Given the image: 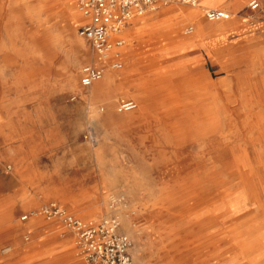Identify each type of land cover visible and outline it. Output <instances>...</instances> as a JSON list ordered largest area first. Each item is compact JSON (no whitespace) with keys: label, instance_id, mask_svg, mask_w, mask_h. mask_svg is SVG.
<instances>
[{"label":"rangeland","instance_id":"obj_1","mask_svg":"<svg viewBox=\"0 0 264 264\" xmlns=\"http://www.w3.org/2000/svg\"><path fill=\"white\" fill-rule=\"evenodd\" d=\"M19 1L24 0H0V48L3 45L6 52L10 51L8 59L0 51V264H87L78 253L73 232L60 219L40 214L43 207L53 203L76 217L96 222L114 214L110 210L123 203L134 230L129 236L136 264H198L206 258L207 249L199 253L190 249L182 235L197 223L231 211L238 213L224 221L243 226L247 242L252 241L258 233L255 224L264 221V216L259 215L260 204L248 192L250 185L233 177L232 172L245 154L246 163L259 174L253 177L252 191L264 203V74H235L215 61L208 49L195 45L183 48L178 57L184 59V65L186 59L194 58L196 66L206 73L204 83L191 87L185 79L172 80L168 87L166 82L151 84L154 78L148 73L149 62L159 58L163 50L152 45L157 39L147 35L150 32L132 30L124 69L107 70L114 81L117 76L115 88L101 94L97 89L102 80L94 84L96 92L91 93L81 86V68L87 64L105 66L101 59L95 62L99 58L91 43L83 42L84 50L74 71L75 48L62 23L55 21L48 30L54 46L45 62L41 35L36 44L18 32L20 26H28L27 11L18 10ZM72 1L79 13L77 1ZM250 1L242 7L238 25H244L245 16L257 20L264 14L261 0L263 9L258 12L250 10ZM51 2L57 10L62 5L61 0ZM237 4L231 20L241 5ZM180 9L199 14L198 9L181 5L162 10ZM148 14L135 21L147 26L159 24L161 15ZM69 17L78 34L82 16ZM201 19L207 22L202 11ZM187 26L196 28L193 22L180 23L177 31L182 37H187ZM205 39L203 42L211 38ZM236 44H229L226 51L241 42ZM246 53L239 51L236 55ZM48 65L49 72L43 71ZM194 71L189 68L185 75ZM72 72L75 76L69 78ZM147 88L155 91L154 100H144ZM205 93L211 94L216 108L212 118H206L201 101L195 99ZM167 95L176 96V102L164 101ZM113 98L117 99L114 103ZM234 98L238 101H232ZM248 98L252 103L245 104ZM122 99L137 101L138 108L132 111L136 117L127 116V109L119 111L124 106L119 105ZM91 105L101 114L113 111L109 123L96 121ZM175 105L181 112L167 116L164 109ZM171 122L183 129L179 134L184 142L178 148L173 144L176 135L168 127ZM99 147L102 159L95 153ZM194 181H198L197 186L212 188L209 193H214V198L209 196L212 204L191 211L196 202L185 201V196L196 187ZM105 195L109 196L106 205ZM31 212L39 214L23 221V216ZM121 224L126 233L122 220ZM219 226L216 228H224ZM222 237L210 247L219 251L218 259L235 250H225L220 244ZM233 261L229 264H238Z\"/></svg>","mask_w":264,"mask_h":264},{"label":"bare ground","instance_id":"obj_2","mask_svg":"<svg viewBox=\"0 0 264 264\" xmlns=\"http://www.w3.org/2000/svg\"><path fill=\"white\" fill-rule=\"evenodd\" d=\"M54 2H51V0H35V2L34 1L33 2H30L28 0L27 1H25V0L24 1H19L17 3L18 10L20 12L27 11V13H26L27 14L26 19L28 21L27 22L28 26L25 27V28H21V26H20L18 28V32L22 33V37H24L25 39H29V40L35 41L36 44H37V41H38V39H39V37L41 35L42 42H43L42 44H44L45 51H46L45 52V55H43V58H44L45 62H48L49 61V52H51V50H52V48L54 46L53 37H51V35L48 32L49 26L53 22H55V21H58L59 23L61 22L62 23V27H63L65 33L67 32L68 36H70L71 42H72V44H73V46L75 48L76 56L74 57V59L72 61V68L74 70L77 67L78 62L80 60V58H78V57L80 55H82V53H83V50H84V43L83 42L86 39L85 38H82L79 35V33L77 34V32L75 30V24L72 21L69 20V18H70L69 16L70 15L79 16V14L81 15V13H80V11H79L78 8L77 9H78V12L79 13L75 12V5H74V3H73L72 0H61L62 5H61L60 8H58V10L55 9ZM245 2L243 4V6L245 5ZM250 3H251V1L249 2V5H250ZM30 5H32V7L31 8H27ZM159 12H160V9L156 13L159 14ZM42 14H43V16H42ZM239 14L240 15H243L241 11L239 12ZM189 15H191V13ZM192 16L195 17L196 14L195 13H192L191 17ZM245 20H246V23L249 26H254V25L255 26H258L259 20H256L254 18V16H245ZM208 21H210V20H208ZM222 21L223 20H221V21H212V22H222ZM136 23L137 22L135 21L134 22V25ZM173 26H174V24H173ZM194 28H195V26H194ZM194 31H195V29H194ZM261 36H263V35H261ZM174 38H175V40L178 39V37L176 35H174ZM86 41H88V40H86ZM258 41H262V40H258ZM14 49H16V46L15 45L12 46V50H14ZM6 50H7V47L2 45V47L0 48V51H2L3 53H6L7 55H6L5 58L8 59V56L10 54L7 53V52H10V51H7L6 52ZM228 53H231V52H228ZM94 54H96V53L94 52ZM225 55H226V53H225ZM71 56H72V54H71ZM229 56H233V53H232V55H229ZM259 57H261L260 59H264V46L262 47V51L259 54ZM98 58H99V56H98ZM95 60H97L95 62H99L100 61V58L99 59H95ZM256 60H258V59H256ZM162 61H164V60H162ZM49 70H50L49 65L48 66H45L44 69H43V71H45V72H49ZM70 76L72 78H74L75 72L70 73L69 78H70ZM45 77L48 78V74L45 73ZM102 80H104V81L99 84L100 85V88L97 89V91L101 90L102 91L101 94H102L103 92H105L107 90L111 91V90L114 89L113 86H112L114 84V79L110 75V73L108 74L106 72V74L104 75V77L101 80L97 81V82H100ZM97 82H95V83H97ZM94 84L89 88L91 93L96 92L95 90H96V86L97 85H94ZM152 97H154V96H152ZM199 97L200 96H197V97H195V99L197 101H199V100L201 101V104H202L201 110H203L202 111L203 114H205V116H207L206 118H212L213 115H214V112L216 111V108L212 104L213 103V99H211V95L204 94V95H202L201 98H199ZM203 99H205V100H203ZM116 100L117 99L113 98V100L111 102L114 103ZM90 108H91V116L96 121H98L99 123H102L103 125L109 123L112 115L114 114L113 111H111V110H109L106 114H101L100 113L101 110L99 108H97L95 105H91ZM180 110L181 109L176 108L175 106L174 107H167L165 109V114L167 116L179 114L181 112ZM126 115L127 116H130V117H133V118L136 117V114L133 113V112H126ZM209 121L207 122V124L211 123ZM179 125L176 122H171L169 124V126H168L169 129H170V131L172 133H174V135H176V138L174 140L175 143H173L175 148H178V147L182 146L183 145V142H184L182 140L180 134H179V130L182 129V128H179ZM210 126H212V125H210ZM183 128H184V126H183ZM207 131H205V132H207ZM201 133L204 135L203 132H201ZM255 140H260V139H252V141H255ZM158 141H160V140H158ZM95 153L97 154L96 156L99 159H102V157H101V155H102V149H101V147L97 148L95 150ZM246 160H247V156L244 154L240 158V162L238 160V163L239 164L235 168V170L232 172V176L235 177V178H237V179H239V180H241V181H244L245 183L247 182L250 185L249 188L251 187V189H249L248 192L250 193L251 197L253 198L252 200H254V202H257V203L260 204L259 206L261 207L262 214H259V215H261L263 217L264 216V203L252 191L253 190L252 188H253V185H254L253 177L255 175L258 176L259 174H256L255 170L248 163H246L247 162ZM194 184H195L196 187L194 189H192V190H189V193H187L186 196H185L186 197L185 201H187V202L188 201L189 202H191V201L194 202L195 201L196 202L195 205L192 206L191 211L192 210L193 211L194 210H199V208H201L202 205H204V204H207V205L208 204L209 205L212 204L211 202L213 201V199H211L210 197H213L214 198V193L213 194L212 193H209V191L212 188L203 187V186H197L198 185V181H194ZM168 185H170V183ZM109 186H111V185L109 184ZM111 198H113V197H111ZM108 199H109V196L108 195H105L104 196V200H105V203L104 204L105 205H106V202L108 201ZM112 200H118L119 201L118 198H113ZM113 207H114V205L111 208H113ZM109 213H114V214L118 215L119 218H120V220L123 221V230L128 235H132V236L134 235V230L129 226L128 208L125 207V206H123V203H120V205L118 207H116L115 209L110 210ZM236 213H238V212H232L231 211V212L224 213V215L222 217H220V218H217V217L209 218L205 222L195 224L186 234L182 235L183 240L184 241H187L186 244L188 243L187 244L188 246L191 245V248L190 249H193L194 251H196L198 253L201 251V249H203V250H205V248L207 249V252L205 254V257L206 258H203V259L198 260V264H211V263L213 264V261L215 262V264H229V263H232L233 260H234L233 262H236L238 264H247L248 262H249V264H264V221L262 220V222L260 221V222H257V224H255V229H256V231L258 233H257L256 236H254V239L252 241L247 242L246 237L244 235V233H246V232H244L246 229H243L242 230L243 226H240V224L230 225L229 224V222H230L229 220L228 221H224V220H226V218H229V217L235 215ZM219 224L222 227H224V228H219L220 227ZM227 224H229V225H227ZM217 225L219 226L218 228H216ZM221 235H224V237H222V239L220 241V244L222 242V244H223L222 246H224L225 250H227V251L228 250H231V249H235V250L232 253H228L229 251L228 252H224L225 254L226 253H228V254L226 256L224 255L222 258L218 259V255H220L219 254V251L218 252H216V250L213 251V249L210 248V247H211V244L212 243L219 241V237ZM254 254H258V255L254 256ZM216 256H217V258H216ZM246 260H248L247 263H245ZM139 261L141 263L144 262V260L142 258L140 259V257H139Z\"/></svg>","mask_w":264,"mask_h":264},{"label":"built area","instance_id":"obj_3","mask_svg":"<svg viewBox=\"0 0 264 264\" xmlns=\"http://www.w3.org/2000/svg\"><path fill=\"white\" fill-rule=\"evenodd\" d=\"M170 5L196 7L199 0H77L83 19L78 33L91 43L94 52L105 64L104 67L87 64L81 68L82 88H90L104 77L107 70L119 72L124 68L123 50L129 43L124 33L129 22ZM249 8L255 12L261 8V4L253 0ZM205 17L210 21H221L230 19L231 14L222 9L210 8L205 11ZM193 32V26L184 30L186 35ZM127 107L129 104L121 106L119 111ZM38 214L31 212L23 216L22 220L26 221ZM40 214L47 219H60L73 232L78 253L87 264H136L132 253L133 241L122 231L118 215L111 214L97 222L85 220L55 203L43 207Z\"/></svg>","mask_w":264,"mask_h":264},{"label":"crops","instance_id":"obj_4","mask_svg":"<svg viewBox=\"0 0 264 264\" xmlns=\"http://www.w3.org/2000/svg\"><path fill=\"white\" fill-rule=\"evenodd\" d=\"M245 1L247 4L249 0H199V5L196 7H192L188 5H181V6L190 7V9L191 8L198 9L199 14L196 15L195 17L193 16L191 17L192 13H195V11L193 10L180 9L178 11L171 12L167 10L166 11L162 10L164 7L165 8L169 7V6H163L159 8L160 9L159 15H161V17L159 18L161 20L159 24L157 23L155 24L154 22L153 26L151 25L147 26V25H144V23L141 24L140 21L139 22L136 21L137 23L134 25L135 20L146 16L148 13L144 16L136 17L131 22H129L126 28V31L124 33V37L129 42V39L133 36L131 31L134 30V32L136 31L150 32L147 35L153 34L155 38L157 39L155 41V44H152V45H156V46H159V48H162L163 53L160 55L159 58H155L151 62H149V69H150L149 72L150 73L149 72L148 73H149V76H152V78H154L151 84L154 82L155 84H162V83L165 84L166 82L167 83L166 87H168L171 85L168 82H171L172 80L174 82H181V81L183 82L185 79L186 80L184 82H187L186 83L187 86H191V87H195L193 86L194 83L195 84L198 82L204 83V81L207 80L206 73L204 71L201 72V70L196 66L195 59L194 58H191L188 60L186 59L185 61L186 62L188 61V62L186 65H184V59L178 57L183 48H190L195 45L197 46L199 45L201 47H205L206 49H208L211 52V56L214 58L215 61L220 63L221 66L226 69H232L235 72V74H243L246 76H251L253 73H258L262 75L264 74V59H260L261 57H259V54L261 53L262 47L264 46V42L262 40L264 36V26H263L264 25L263 23L264 14H262V16L260 17L258 16L257 20H259L260 24L257 27L255 25L249 26L246 23V20H244L245 22L244 25H238L239 17L241 16L239 12L241 11V8L243 7V4ZM261 1L264 4V0H261ZM233 2L236 3V5H239L237 3H241L236 13V16L233 17V20H231L232 16L230 19L223 20L222 22H212V21H208L207 19H206L207 20L206 22L201 19V11L203 13V16L205 17V11L210 8L222 9V10L229 12L232 15L231 11H234ZM263 7L261 6V8L258 11H262ZM159 9L154 12L156 13L157 11H159ZM258 11H255V12H258ZM190 13L191 15H189ZM186 22L195 23L196 28H194L195 31L192 34L187 35V37L185 36L182 37L177 31V26L180 23H186ZM212 23H216V24L220 23L221 25L216 26V25H212ZM174 35L178 37L177 40H175ZM207 37H210L211 39L207 42H203L204 41L203 39ZM258 40H262V41H258ZM240 42L241 44L238 46L237 44H239ZM231 43H237L236 45L238 47L235 48L236 50L234 49L231 51L230 50L226 51V49L229 48L230 46L229 44ZM128 47H129V44L123 50L124 66L126 65V56H127L126 54H127ZM239 51L241 52L247 51V53L245 56H237L236 53ZM228 52H231V54L233 53L236 56H232V59H229L230 53ZM238 63L242 65H238ZM189 68H191V70L193 69L195 70L193 73H191L190 76L185 75L186 70ZM116 81H117V76L115 77L114 84L112 85L113 88H115L116 86ZM147 89L148 90H146L143 93L144 100L145 101L154 100V97L152 96L156 95L155 91L149 90V88ZM205 94L211 95L210 93H205ZM237 99L238 98L236 99L234 98L232 99V101L237 102ZM163 100L167 102L168 101L176 102L177 97L173 95H167L165 98H163ZM248 103H252V100L249 98L246 100L245 104H248ZM126 104H129V107L125 108L127 109L126 112H132V111L137 110L138 108V103L136 100H133V99L119 100V105H126ZM171 107H174V106H171ZM175 107L181 109V107L177 105H175Z\"/></svg>","mask_w":264,"mask_h":264}]
</instances>
